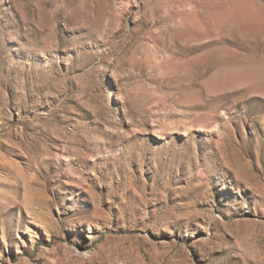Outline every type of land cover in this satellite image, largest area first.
<instances>
[{
	"label": "rangeland",
	"instance_id": "obj_1",
	"mask_svg": "<svg viewBox=\"0 0 264 264\" xmlns=\"http://www.w3.org/2000/svg\"><path fill=\"white\" fill-rule=\"evenodd\" d=\"M0 264H264V0H0Z\"/></svg>",
	"mask_w": 264,
	"mask_h": 264
}]
</instances>
